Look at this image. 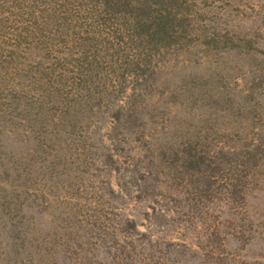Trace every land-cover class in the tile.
Masks as SVG:
<instances>
[{
	"label": "rangeland",
	"instance_id": "rangeland-1",
	"mask_svg": "<svg viewBox=\"0 0 264 264\" xmlns=\"http://www.w3.org/2000/svg\"><path fill=\"white\" fill-rule=\"evenodd\" d=\"M0 264H264V0H0Z\"/></svg>",
	"mask_w": 264,
	"mask_h": 264
}]
</instances>
